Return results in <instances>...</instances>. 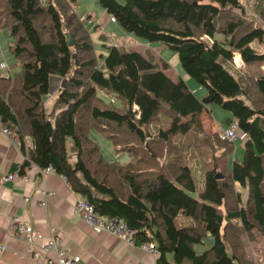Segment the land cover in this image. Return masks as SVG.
Listing matches in <instances>:
<instances>
[{
	"label": "trees",
	"instance_id": "trees-1",
	"mask_svg": "<svg viewBox=\"0 0 264 264\" xmlns=\"http://www.w3.org/2000/svg\"><path fill=\"white\" fill-rule=\"evenodd\" d=\"M97 1L125 31L175 51L183 71L205 94L197 97L183 79L171 78L164 71L166 61L159 66L138 50L114 44L98 55L104 74L84 20L75 12V0H0V27L8 28L9 50L20 68L13 77L0 75V116L20 141L24 135L30 140L28 160L19 171L29 161L41 168L52 166L96 212L122 219L134 231L136 245L152 242L155 264H241L227 247L224 229L236 218L243 229H258L264 241V71L253 76V95L226 62L235 53L246 64L264 62V50L254 45L264 39V0H254L259 24L243 18L239 0ZM52 76L66 84L60 85L47 111L44 96ZM101 93L115 95L121 107L104 101ZM212 103L227 110L225 123L234 121L247 138L241 160L228 166L226 154L233 142L217 135L218 141L228 143L223 146L225 171L216 177L214 169H207L201 189L186 163L164 171L141 167L142 158L110 161L88 136L96 127L117 151L124 141L117 138L122 130L147 142L150 132L144 127L165 108L170 122L156 135L166 141L199 127L201 114H209L206 106ZM235 184L247 188L244 206L226 204ZM179 214L193 222L177 226ZM207 232L213 242L197 253L194 245Z\"/></svg>",
	"mask_w": 264,
	"mask_h": 264
},
{
	"label": "rangeland",
	"instance_id": "rangeland-1",
	"mask_svg": "<svg viewBox=\"0 0 264 264\" xmlns=\"http://www.w3.org/2000/svg\"><path fill=\"white\" fill-rule=\"evenodd\" d=\"M239 1L244 8L243 18L247 21H252L251 24H259V19H256L257 15L253 6L254 0ZM74 9L76 14L84 20L83 22L89 30L92 47L98 58L97 65L103 70L104 74H107L102 58L98 57L99 54L104 56L107 49L103 45L104 40L94 31V23L96 21L102 25L106 23L105 19L108 17L105 11L97 0H75ZM234 11L240 13L239 9H235ZM89 15L93 16V21L91 18H88ZM110 22L107 23V28H105V25L103 28H105V32L108 30L111 32V37H113L111 42H115L124 49L141 51L143 54L158 62L159 66H161L165 60L169 63V66L165 68L164 71L173 79H179L181 74L190 82H194L193 79H191L192 77L190 78L181 68L175 51L169 49L160 42H149L144 38L125 31L116 23ZM10 41L11 38L8 28L0 27V69H2L0 75L6 72V75H10L8 76L9 78L15 76L20 69L17 65V59L9 50ZM254 45L258 50H264V39L260 43L255 42ZM226 65L236 76H240V78L245 81L247 90L254 95V87L252 86L253 76L259 71H264V62L259 64H246L241 61L239 54L235 53L233 59L228 63L226 62ZM59 82H61V80L54 76L50 78L49 91L44 96V102L46 104H49L55 97L58 90L57 88H59ZM199 87L202 88L201 92H205L203 87ZM100 96L112 106L121 107L120 101H118L115 95L101 93ZM196 96L200 97L201 94L197 92ZM53 103L50 105L51 109L53 108ZM209 106L211 117L208 113L203 112L200 116L201 124L199 127L193 126L192 129L185 134L171 135L166 141L158 138L156 135L158 128L165 129L169 125L170 117L168 115L170 112L165 108H161L152 121L144 127L145 132H150L149 137H146L147 142L139 140L132 134H127L122 130L119 132V135H117V138L124 141L117 151L111 140L97 130L96 127L90 128L88 136L97 144L102 156L110 161L126 163L129 161V156H131L132 161H135L136 158H142L143 163L140 165L141 167H151L154 170L161 168L164 171H168V169L171 170L179 164L186 163L190 167L197 189H201L203 186L204 172L207 169H214L215 175L218 174L220 176L222 174L221 172L225 171L224 156L226 151L223 149V146L225 144L228 145V143L217 140L218 127L216 124H224L225 117L229 113L217 104L213 103ZM48 109L49 108L46 107L47 111ZM51 109L49 111H51ZM107 128L112 132L114 131L113 126L109 125ZM69 143L68 140L67 145ZM242 145L243 140H235L233 142L231 150L226 154L228 166H230L233 161L241 160L243 152ZM145 147L150 148L149 150H151L154 155H151L148 149L146 151L144 149ZM117 179V177L114 178L116 183ZM233 188L234 190L226 199V204L238 207L244 206L247 200V188H242L238 184H235ZM237 194L240 196L238 200ZM192 195L195 196V193H192ZM220 210L222 214H225L226 206L221 205ZM192 222L190 217L182 214H179L175 218V224L177 226H184ZM226 223L227 220L224 219L222 224L225 225ZM230 223L231 225H227V229H224L228 249L234 250L236 254L239 255L241 264H264V241L260 231L256 228H251L249 230L243 229L241 222L236 218L231 219ZM212 242L213 237L207 232L202 238V242L194 245V249L197 253H200L208 248ZM232 243L235 245L233 249Z\"/></svg>",
	"mask_w": 264,
	"mask_h": 264
},
{
	"label": "crops",
	"instance_id": "crops-1",
	"mask_svg": "<svg viewBox=\"0 0 264 264\" xmlns=\"http://www.w3.org/2000/svg\"><path fill=\"white\" fill-rule=\"evenodd\" d=\"M105 14L108 17L106 12ZM107 19L103 25L98 21L94 23V31L104 40V47L111 44L117 45L115 42H111L113 40L111 32L109 30L105 32L107 23L110 22ZM91 20L93 21V19ZM110 23L119 25L116 21ZM104 25L105 28H103ZM17 65L19 66L18 61ZM6 74L4 72L1 76H10ZM180 78L186 82L195 95L197 92L201 96L205 94V92H201L202 88L194 79V82H190L181 74ZM58 79L60 80V78ZM59 83L60 87L61 82ZM54 99L55 97L49 104L44 102V106L49 108L48 111L51 109L50 105ZM209 105L206 107L210 111ZM228 116L230 114L226 117ZM224 125H226L225 120L224 124H216L217 127ZM17 138L18 142L12 143L7 136L0 132V176L14 172H19L22 175L0 182V243L5 245V248L0 251V264H38L30 258L27 244L17 239L12 233L9 226L10 218L13 215L21 216L41 232L42 236L37 241V245L44 244L50 234L54 233L60 237L64 245L70 246L73 252L78 253L85 264H155L156 257L142 246H130L117 236L104 231H94L84 224L74 209L79 194L73 190L68 181L63 179L61 174L56 172L41 174L31 166L20 172L19 168L24 153L21 149V141L23 140L25 151H28L30 140L26 135L21 141L18 135ZM44 188L53 192L52 196L47 199L46 206L39 204L43 198L42 190ZM25 197H27L26 200ZM168 258L171 259V255H168Z\"/></svg>",
	"mask_w": 264,
	"mask_h": 264
},
{
	"label": "built area",
	"instance_id": "built-area-1",
	"mask_svg": "<svg viewBox=\"0 0 264 264\" xmlns=\"http://www.w3.org/2000/svg\"><path fill=\"white\" fill-rule=\"evenodd\" d=\"M88 18L93 19V16L89 15ZM108 19L112 22L116 21L112 15H108ZM6 76V75H5ZM0 132L7 136L12 143L18 142L17 134L8 126H6L0 116ZM218 137L220 140H226L234 142L235 140H245L247 133L238 128L237 124L233 121L224 126L218 127ZM22 159L28 160L27 151L22 155ZM22 161V162H23ZM35 167L38 172L43 174L44 172H54L52 166L41 168L34 164L32 161L23 165V170L28 167ZM22 176L19 172L6 173L0 176V182L14 179L15 177ZM64 180L66 178L61 175ZM53 192L44 188L42 190L43 198L39 202L40 205L46 206L47 199L51 197ZM25 200L27 197L24 198ZM75 212L78 218L86 224L90 229L94 231H104L114 236L123 239L128 245L135 246L134 231L127 227L122 219L116 217H107L99 214L93 208V206L80 194L74 204ZM10 229L14 236L24 241L27 244V250L32 260L38 264H85L80 255L72 251L71 247L64 245L56 234L51 233L48 240L42 244L37 245V241L41 238V232L35 228L32 224L26 222L21 216L13 215L10 218ZM151 254L156 256V250L152 242L139 244ZM40 246V247H39ZM5 248L4 244L0 243V251Z\"/></svg>",
	"mask_w": 264,
	"mask_h": 264
},
{
	"label": "water",
	"instance_id": "water-1",
	"mask_svg": "<svg viewBox=\"0 0 264 264\" xmlns=\"http://www.w3.org/2000/svg\"><path fill=\"white\" fill-rule=\"evenodd\" d=\"M66 36H67L68 44L72 46L74 42H73V39L71 38V35L69 33H66ZM73 57H75V55H73ZM65 84H66V81L63 80L61 83V87L63 88ZM215 176L219 177L220 175L216 174Z\"/></svg>",
	"mask_w": 264,
	"mask_h": 264
}]
</instances>
